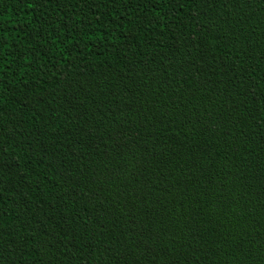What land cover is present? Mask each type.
<instances>
[{"label":"trees","instance_id":"obj_1","mask_svg":"<svg viewBox=\"0 0 264 264\" xmlns=\"http://www.w3.org/2000/svg\"><path fill=\"white\" fill-rule=\"evenodd\" d=\"M0 264H264V0H0Z\"/></svg>","mask_w":264,"mask_h":264}]
</instances>
